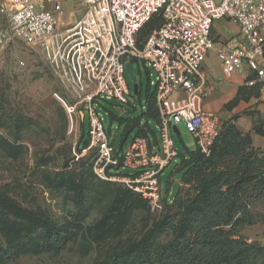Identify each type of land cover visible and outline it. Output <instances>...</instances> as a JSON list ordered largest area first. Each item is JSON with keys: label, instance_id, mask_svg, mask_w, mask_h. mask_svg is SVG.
I'll return each mask as SVG.
<instances>
[{"label": "built area", "instance_id": "built-area-1", "mask_svg": "<svg viewBox=\"0 0 264 264\" xmlns=\"http://www.w3.org/2000/svg\"><path fill=\"white\" fill-rule=\"evenodd\" d=\"M156 15L159 27L138 42ZM222 20L237 35L216 44L211 33ZM15 40L36 49L66 90L72 103L54 97L70 125L87 117L81 156L93 154L92 175L127 188L153 213L164 210L160 176L177 157L172 128L183 124L205 157L219 134V118L201 106L211 92L201 68L210 51L218 47L222 81L240 75L245 87L264 89V0H0V61ZM128 61L155 73L156 150L137 137L117 151L93 108L96 99L128 103Z\"/></svg>", "mask_w": 264, "mask_h": 264}, {"label": "rangeland", "instance_id": "rangeland-1", "mask_svg": "<svg viewBox=\"0 0 264 264\" xmlns=\"http://www.w3.org/2000/svg\"><path fill=\"white\" fill-rule=\"evenodd\" d=\"M79 16V14H78ZM150 28L139 33L145 39ZM237 25L215 21L216 44L237 35ZM215 46L202 64L208 83L218 85L221 74ZM139 99L125 74L128 103L96 99L93 108L102 126L114 137L118 149L125 123L111 115L146 124L142 116L156 85L154 71L133 63ZM239 79V80H238ZM240 84L241 76L223 84ZM72 103L66 90L53 77L41 54L15 40L0 61V264H96L139 241L156 223L182 212L199 193V172L188 182L182 179V158L195 150V140L183 124L172 140L179 155L162 172L161 190L170 207L151 212L139 196L127 188L97 180L91 173L93 154L81 156V119L70 125L63 106L54 95ZM206 97L201 106H205ZM232 100L223 106L229 113H252L246 103ZM243 101V100H242ZM236 103V104H234ZM125 113V114H122ZM149 125L153 127V122ZM138 128L128 133L129 142ZM84 116V141L88 138ZM80 148V150H79ZM180 167V168H179ZM114 172V171H113ZM122 174L133 171L121 169ZM176 191L178 192L175 197ZM175 198V199H174ZM248 217L233 229L234 238L264 245V204L250 205ZM168 234L160 241L164 243Z\"/></svg>", "mask_w": 264, "mask_h": 264}, {"label": "trees", "instance_id": "trees-1", "mask_svg": "<svg viewBox=\"0 0 264 264\" xmlns=\"http://www.w3.org/2000/svg\"><path fill=\"white\" fill-rule=\"evenodd\" d=\"M160 20L159 15L154 16L139 33L148 27V37L159 27ZM137 84L138 100L140 83ZM244 90L259 93L260 88L243 86L239 88L234 100H246ZM111 116L114 120L125 123V133L118 149L114 144V137L105 130L112 139L111 145L117 151H123L137 137L149 142L150 136L143 131L140 121ZM142 116L146 122L158 123L155 90L147 101V111ZM250 116L254 123V115ZM236 119L232 117L221 125L208 157L200 154L196 147L193 152L187 153V159L183 156L180 166H184L179 167L182 179L189 182L195 172H199L197 197L184 205L181 213L156 223L136 243L112 253L106 261L96 264H264V245L234 238L236 234L232 232L242 219L248 217L247 209L250 205L257 202L264 204V153L252 148L250 136L240 132L234 125ZM129 122L133 126H128ZM136 127L137 134L127 142L128 133ZM80 128L81 140L86 147L88 141H84L83 122ZM177 194L176 191L175 197ZM173 201L168 204L163 196L164 210ZM166 234L167 240L162 243L160 238Z\"/></svg>", "mask_w": 264, "mask_h": 264}, {"label": "crops", "instance_id": "crops-1", "mask_svg": "<svg viewBox=\"0 0 264 264\" xmlns=\"http://www.w3.org/2000/svg\"><path fill=\"white\" fill-rule=\"evenodd\" d=\"M217 80L219 83L216 86H212L210 82L208 83V87L211 89V92L206 97V99L210 100L207 101V104L205 106H202V110L216 115L220 120V125H222L224 122L229 121L232 117H236V121L233 122L236 128L240 132L250 136L252 141V148L254 150H259L264 153V135H260L257 132L259 131L261 133H264V89H260L259 93H255L254 91L249 90L243 91V96L246 100L242 99L243 101L241 100L238 105L240 103H246L249 110H252V113H229L228 111L223 109V106L231 102L238 96V90L241 83L238 82V84L232 83L227 85L223 84L224 81L221 80V77ZM251 114L254 115V123L250 116ZM149 123L150 121L146 122V124L143 126V131L147 133L148 136H150V148L152 150H156L159 136L158 123H153V127H151ZM131 125L133 126V123L129 122L128 126ZM126 139H128V136L126 137Z\"/></svg>", "mask_w": 264, "mask_h": 264}, {"label": "water", "instance_id": "water-1", "mask_svg": "<svg viewBox=\"0 0 264 264\" xmlns=\"http://www.w3.org/2000/svg\"><path fill=\"white\" fill-rule=\"evenodd\" d=\"M125 73L128 75L130 80L133 83V96L135 97V100H137V93H138V84L136 82V77L133 73V63L128 61L125 63ZM80 119L81 122L84 120V114L80 113ZM173 133L179 134L178 130L176 127L172 128Z\"/></svg>", "mask_w": 264, "mask_h": 264}]
</instances>
